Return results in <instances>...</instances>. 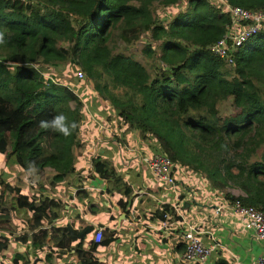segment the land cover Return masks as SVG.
Segmentation results:
<instances>
[{"label": "trees", "instance_id": "trees-1", "mask_svg": "<svg viewBox=\"0 0 264 264\" xmlns=\"http://www.w3.org/2000/svg\"><path fill=\"white\" fill-rule=\"evenodd\" d=\"M227 1L264 10V0ZM184 2L169 27L157 19L158 8ZM230 24V16L208 0H0V156L12 153L24 171L45 177L50 187L40 189L75 175L84 147V103L41 72L45 66L64 71L70 60L100 79L97 89L118 110L122 128L128 124L156 140L153 153L202 169L213 189L238 190L225 193V200L264 212V34L229 64L210 47ZM148 34L153 43L144 53L158 51L163 61L152 68L156 83L147 67L116 47V41L130 47ZM230 99L235 111L221 116L220 105ZM61 113L77 124L70 136L40 127L42 119ZM93 164L102 179L116 176L112 160L100 156ZM63 207L53 197L31 199L0 179V225L26 214L25 232L15 238L25 248L15 264H103L96 256L99 244L84 249L94 227L59 224ZM110 235L105 229L103 245ZM10 237L0 232V254L9 249ZM66 254L79 263L62 261Z\"/></svg>", "mask_w": 264, "mask_h": 264}, {"label": "crops", "instance_id": "crops-1", "mask_svg": "<svg viewBox=\"0 0 264 264\" xmlns=\"http://www.w3.org/2000/svg\"><path fill=\"white\" fill-rule=\"evenodd\" d=\"M96 125L88 126L86 133L92 132L93 136L88 150L84 151L86 156L77 157L75 175L53 189H69V197L76 195V199L69 201L70 205L64 204L61 209V213L65 212L59 224L74 229L94 227L85 241V250L89 249L99 228H103V232L105 229L112 232L106 244L101 243L96 248L100 262L189 264L182 260V253L190 225L200 226V237L205 244L219 243L210 264L249 263L264 251V245L254 240L252 232L236 225L232 216L223 215L217 220L211 217L212 203L226 200L215 201L207 195L208 201L200 203L194 189L181 185L172 189L154 179L145 165L133 161L137 149L128 148L125 142L117 141L118 137L111 139L105 135L102 144L95 143ZM82 137L85 147V132ZM94 156L114 162L116 176L113 179L104 180L91 169ZM128 160L129 166L124 163ZM66 257L79 263L71 254L64 255L62 261Z\"/></svg>", "mask_w": 264, "mask_h": 264}, {"label": "rangeland", "instance_id": "rangeland-1", "mask_svg": "<svg viewBox=\"0 0 264 264\" xmlns=\"http://www.w3.org/2000/svg\"><path fill=\"white\" fill-rule=\"evenodd\" d=\"M208 1L213 6L220 9V5L217 2H213L212 0ZM184 6L185 2L181 5V7L158 8L156 17L159 21L162 22L165 27H169L170 22L178 12V8L184 9ZM151 43H153V41L150 34H148L143 35L138 42L130 47L125 46L120 41H116V47L118 46L117 50L119 52H123L127 55L132 56L133 58H135V60L139 61L145 67H147V69L153 75V83H156L157 78L154 76L155 73L152 68H154L156 64L157 66L162 67L163 61L159 59L160 52L158 51L155 55H151L152 52L149 53L150 55L144 53V50ZM152 47L153 49H156L155 44H152ZM63 66L65 67L64 71L62 70V66L60 68L54 66H45L41 67V72L44 74L46 80L51 79L55 83H60L64 86H67V89L71 90L68 91H70L74 96L78 97L79 100L84 103V108L82 109V113L84 116L82 124L87 143L86 146L83 147L81 154L83 157H85L87 153H85L84 151L88 150V147L90 146V139L93 136L92 132L86 133L88 130V126H90L91 124L96 125L95 121L103 123L104 125L114 126L115 120L118 116V110L97 89L96 84H99L100 82V79L98 77L92 78L91 81L86 82L85 84L84 81L74 80L76 72L80 70L86 72L83 68L74 65L70 60H66L63 63ZM227 70L231 73H234L235 65L234 67L227 66ZM233 111H235V108L234 106H232L231 99L220 105L221 116L233 113ZM121 126L119 125L118 133H115V136L119 138L120 142H125L126 144H128V148L137 149L141 153L143 151H147L145 154H154L152 152L153 149H156L158 147L156 140L152 138L144 139V134L140 133L138 129L130 128L128 124L124 125L123 128ZM96 127L98 128L97 125ZM192 164L197 163L193 162ZM47 171L49 173H53V170L51 169H48ZM177 175L179 181L183 183V186L189 187V189H194V193H196L197 198L196 200L200 203L208 201V199H206L207 195L215 201H225V193H231L233 195L238 194V190L232 189L230 187L228 189H225V192L221 191L220 189H213L210 182L206 178L205 172L202 169H194V167L188 163L177 165ZM0 179H5L6 182H9L12 186L19 187L22 191V194L27 195L31 199L40 196L49 198L53 197L60 200L62 204L68 205H70V200L76 199L75 194L72 197L68 196L69 189H40L41 186H49L47 185V183H45V177L38 175L34 170L28 172L24 171L19 165L16 164L13 159L12 153H9L6 156H0ZM74 202L76 203V200ZM63 212H65V210ZM25 217L26 214L18 212L10 217L11 222L8 225H4V227L0 225V232L5 234L10 233L11 236L9 249L0 254V264H15L14 259H16L17 253H23L25 246L21 244V242H17L15 238L17 236L23 235V233L25 232ZM234 221L236 225L238 224L240 228L244 229L241 223L236 220ZM19 264L23 263L20 261ZM31 264H34V260H32ZM57 264H60V261H57Z\"/></svg>", "mask_w": 264, "mask_h": 264}, {"label": "built area", "instance_id": "built-area-1", "mask_svg": "<svg viewBox=\"0 0 264 264\" xmlns=\"http://www.w3.org/2000/svg\"><path fill=\"white\" fill-rule=\"evenodd\" d=\"M220 5L223 13L231 18V24L226 33L210 47V51L218 58L232 63L235 55L245 47L247 42L252 38L264 34V10H251L241 6H233L227 0H212ZM75 77L80 81H91L86 72L82 70L75 73ZM94 78V77H93ZM100 83V82H99ZM97 85V84H96ZM70 90V89H69ZM71 91V90H70ZM76 94V92H75ZM122 119L118 115L114 126L104 125L96 122L98 132L95 135V143L102 144L105 135L111 139H117L115 133L119 131ZM115 136V137H113ZM119 141V140H117ZM137 157L133 161H139L145 165L153 175L154 179L165 183L168 187L176 189L181 183L177 175V164L168 156L161 153L144 155L139 150L135 151ZM93 157L91 169L94 171ZM125 161V165L130 163ZM95 172V171H94ZM185 187V186H184ZM185 189V188H184ZM188 189V188H187ZM211 217L215 220L220 219L223 215H230L241 223L246 231H250L254 235V240L264 245V212L251 206H244L240 202H222L212 203ZM200 226L190 225L189 231L185 233L187 241L186 247L182 253V260L189 264H210L213 254L215 253L219 243L207 245L204 243L200 235H202ZM103 241V228H99L94 236L93 241L101 244ZM240 262V259L237 258ZM240 264H264V251L257 258L249 263L240 262Z\"/></svg>", "mask_w": 264, "mask_h": 264}, {"label": "clouds", "instance_id": "clouds-1", "mask_svg": "<svg viewBox=\"0 0 264 264\" xmlns=\"http://www.w3.org/2000/svg\"><path fill=\"white\" fill-rule=\"evenodd\" d=\"M4 42V33L0 32V43ZM40 127L43 129H50L54 132L62 133L65 137L72 134L77 127L75 121H68V118L64 114L53 116L50 120L42 119L40 121Z\"/></svg>", "mask_w": 264, "mask_h": 264}]
</instances>
